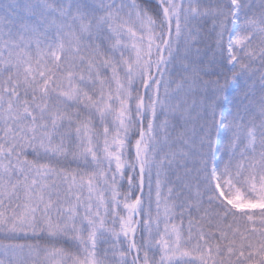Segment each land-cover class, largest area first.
<instances>
[{
  "label": "snow or ice",
  "instance_id": "6c2138e0",
  "mask_svg": "<svg viewBox=\"0 0 264 264\" xmlns=\"http://www.w3.org/2000/svg\"><path fill=\"white\" fill-rule=\"evenodd\" d=\"M0 264H264V0H0Z\"/></svg>",
  "mask_w": 264,
  "mask_h": 264
},
{
  "label": "rangeland",
  "instance_id": "374dc122",
  "mask_svg": "<svg viewBox=\"0 0 264 264\" xmlns=\"http://www.w3.org/2000/svg\"><path fill=\"white\" fill-rule=\"evenodd\" d=\"M230 95H231V93H230Z\"/></svg>",
  "mask_w": 264,
  "mask_h": 264
}]
</instances>
